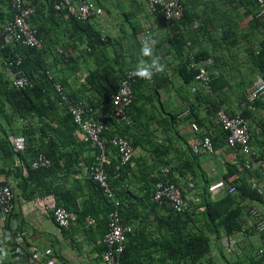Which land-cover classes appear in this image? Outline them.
Instances as JSON below:
<instances>
[{
	"label": "trees",
	"instance_id": "16d2710c",
	"mask_svg": "<svg viewBox=\"0 0 264 264\" xmlns=\"http://www.w3.org/2000/svg\"><path fill=\"white\" fill-rule=\"evenodd\" d=\"M179 1L183 7V17L172 26V35L165 43L154 38L156 57H160V50L166 44L167 54L174 56L176 61L178 58L183 60L186 43L190 42V48L194 49L195 42H198L195 62L211 59L212 67L219 71L211 80L210 91L198 89L191 93V99L186 102L190 115L184 119H178L177 113L166 111L164 105L159 103V89L163 84L160 83L168 82L164 71L155 74L151 82L136 81L132 85L133 101L125 108L126 118L121 120L114 115L110 96L120 85L124 72L136 69V56L142 55V40L138 41L137 38L141 27L139 23L132 22V14H123L125 23L130 26L129 43L123 46V39L118 43L116 39L97 29L93 18L78 21L55 11L49 0H29L27 4L35 7V14L29 23L36 29L42 46L27 48L3 45L0 41V59L10 54L11 50L18 53L22 58L21 69L33 81L30 88L15 89L3 72H0V161L3 163L0 174L5 175V182L10 175L17 176L20 179L18 189L25 198L31 200L50 195L57 206L77 213L79 220L87 216L93 218L94 228L97 226L99 230L98 238L104 235L107 214L114 207L113 201L105 197L99 185L91 178L88 167L94 164L97 151L93 145L78 140L71 115L55 91L56 83L71 96L73 103H82L87 116H91L96 108L99 109L100 115L92 118L98 120L102 115L100 121L107 127L104 132L106 140L119 135L126 138L134 149H143L152 155L150 160H144L138 165L137 170H132L131 165L119 166L117 154L106 144L110 158V165L105 167L108 184L114 199L119 203L122 222L132 227V231L126 235L125 249L119 264H215L210 256L213 249L211 234L218 235L220 231L229 236L236 234L241 228L242 211H246L243 203L246 200L264 202V177L257 172L239 171L243 158L237 148L227 146L226 135L220 127L213 132L214 137H209L214 149L218 145H226L238 153L239 162L226 164V173L222 177L227 187L236 188L235 195L225 193L218 199L211 198L209 186L200 171L199 155L189 147L188 155L184 154L179 160L161 156H166L172 149L174 140L181 138L177 129L181 122L193 118L199 127L202 124V120L196 118L193 107L214 117L228 103L225 92L233 86V82L230 75L221 68L223 54L230 55L234 52L239 38H244L249 43L256 37L257 30L264 36V19H258L254 15L256 0ZM13 14L11 0H0V26L11 19ZM159 19L166 23L162 17L159 16ZM194 23H197L195 29L192 28ZM201 40L209 42L211 48H204ZM245 55L250 67L245 72L246 77L242 83L245 84L244 81L254 74L264 80V38L256 47L247 45ZM49 56L64 66L63 73L75 74L79 70V58L86 63L91 62L92 67L82 79L79 90H67L64 82L56 77L58 72L53 68L55 65L48 61ZM176 63L174 70L181 78L182 88H189L197 70L191 68L188 62ZM249 87H241L242 94L237 96L238 103L245 100L253 85ZM81 93L84 94L85 101L81 99ZM86 94L89 96L86 97ZM259 103L255 106L264 108ZM230 110L227 112L233 114L232 109ZM248 113V110L242 112L245 119ZM18 120L20 124L17 123ZM159 130H162L165 136L163 139L167 141L157 144ZM249 132L250 137L253 135L251 138H254L255 145L264 153V138L258 141L250 126ZM261 134H264V129ZM9 136L24 140L22 152L13 151ZM82 150L87 153L90 151L92 157L88 160L80 158ZM39 153L50 160L48 168H31L32 161ZM14 158L21 160L25 173L19 167L12 168ZM81 162L85 165L86 180H76L65 187V179L61 176L65 174L64 177H68V173H78L77 168ZM163 168H168L167 178L178 186L181 195L185 197L187 192L179 185L180 181H190L189 178L194 181L197 177L202 180L200 191L194 195L199 198L198 205L187 201L188 207L191 206L190 211L178 213L168 203L153 201L154 184L165 179L161 173ZM235 174H240L241 178L229 179ZM252 179L263 189V194L247 185V181ZM80 185L87 188L89 194L81 211L75 205V199L81 195ZM184 187L189 190L193 188L187 182ZM198 206L203 208L202 211H197ZM96 250L101 254L104 246L99 243ZM220 256L224 255L220 252ZM225 263L262 264L251 254L244 252L240 256L236 255L232 261L225 259Z\"/></svg>",
	"mask_w": 264,
	"mask_h": 264
},
{
	"label": "built area",
	"instance_id": "2783aa9c",
	"mask_svg": "<svg viewBox=\"0 0 264 264\" xmlns=\"http://www.w3.org/2000/svg\"><path fill=\"white\" fill-rule=\"evenodd\" d=\"M53 3V9L62 12L66 17L74 18L78 21H87L96 14V6L88 0H49ZM147 10L150 13H159L165 21L176 22L183 17V7L179 0H145ZM12 9L14 14L0 28V41L5 45L22 46L27 48H40L42 40L37 36V31L30 25L31 17L35 14V7L25 4L22 0H13ZM255 17L264 19V0H256ZM195 28L196 25H193ZM150 34H147L148 36ZM152 37V35H150ZM187 58L193 62L190 67L197 70L194 76L193 86L190 88L192 93L197 89L205 92L210 91L211 80L219 73L212 68V60L206 59L195 62V55L188 51ZM21 56L11 50V53L0 59V71L3 72L11 85L15 89H26L33 85V81L24 74L21 69ZM135 70L124 72L123 79L117 87L115 93L110 96V102L113 107L114 115L124 120L126 118L125 108L133 101L132 85L136 81H141L135 76ZM146 81V80H144ZM148 82H151L148 81ZM54 88L62 101L67 112L71 115L75 125V134L78 140L83 143L93 145L97 151L95 162L89 166V171L93 181L99 185L105 197L113 201L114 207L107 214V230L103 237L104 250L99 255L100 264H119L120 255L125 248L126 234L131 228L124 225L119 212V203L114 199V194L108 184V176L105 167L110 165V158L107 155L106 144L115 151L118 156L119 166L131 165L135 156V150L129 141L119 135L112 136L109 140L104 137L107 130L103 121L94 120L87 116V111L82 103H73L71 96L64 91L60 84H54ZM264 100V80L258 79L242 101L238 109L229 114L225 107L220 108L215 113L218 126L226 135V144L230 148H237L240 156L243 158V165L239 166L240 171L257 172L264 177V153L260 152L258 147L251 146V137L248 121L242 115L244 110L253 111L255 104ZM190 114L189 109L183 110L177 115L178 119H184ZM192 132L199 134L200 128L195 122H189ZM9 142L15 153L22 152L25 147L24 140L21 137H9ZM199 156H207L215 153L211 138L208 135H200L193 149ZM51 165L50 160L43 153H39L32 161L31 168H48ZM116 167V169L119 168ZM19 167L25 173L23 163L19 158H14L12 168ZM86 168V169H88ZM13 173V172H12ZM161 173L165 177L154 184L153 201L162 204L168 203L172 210L178 213L188 211V197L182 196L179 188L170 179L167 178L168 168H163ZM5 175L0 174V264H61L56 262L55 253L50 247L43 249H29L27 246V234L17 223L13 216L14 212V193L9 182L4 181ZM250 188L263 194V189L256 185V180L250 181ZM212 199L223 192L228 195H235L236 188L227 187L225 182L219 180L208 187ZM43 213H51L52 220L56 228L68 230L76 221V215L72 211L62 206H57L52 196H46L39 201ZM249 217L252 220L253 227L258 235L264 233V213L256 208L249 209ZM87 225H93L94 221L87 218ZM7 251L8 255L3 256ZM259 261L264 264V239L262 246L257 251ZM8 260V263H7Z\"/></svg>",
	"mask_w": 264,
	"mask_h": 264
},
{
	"label": "crops",
	"instance_id": "0c3cea01",
	"mask_svg": "<svg viewBox=\"0 0 264 264\" xmlns=\"http://www.w3.org/2000/svg\"><path fill=\"white\" fill-rule=\"evenodd\" d=\"M24 1L27 3L29 2V0ZM107 1L108 3H106V0L91 1L96 6L97 17L100 18H94L96 28L100 29V31L104 35H109L112 38L116 39L118 43L123 39V46H125V43H129L128 39L130 37V26L125 23L123 14H132V22H134L135 24L136 22L139 23L141 30L139 32L140 34H138L137 36L138 41L142 40L146 30L152 32L153 36L158 40V42L162 41L165 43V41L172 35V27L169 24L160 21L158 15L150 14L147 11L144 0H127L131 3H128L126 5H124V3L122 5L121 2L123 0ZM59 21L61 20L59 19ZM134 23L132 24L135 26ZM255 35L256 37L251 39L249 43L244 38H239V44L235 45L236 48L230 55L221 53L223 54V61L220 63L221 68L222 70H225L228 75H230V79L233 82V86L225 92L229 101L227 104H224V107L228 111L232 109V113H234L238 109L239 104L242 102L241 101L240 103H238L239 98H237V96H240L242 94L241 87H249V85L252 86L258 79H261L259 75L254 74L250 75L249 78L244 81L246 82L245 84L242 83L244 77H246L245 72L250 67V65L248 64L247 56L245 55V48L247 47V45L256 47L258 45V42L264 38L262 33L258 32V30L255 31ZM198 45V42H195V47L193 46V49L192 47L190 48V46H192L190 42H187L183 60L182 58H178L177 61L175 60L174 56H171L169 53L167 54L166 44L165 47L161 48L160 50V57L158 58L160 60V63L165 65L164 72H166L168 82H166L165 84L163 82L159 89V103L163 104V108L168 112L179 114L187 108V99H191V86H189V88H182L181 78L178 76L174 68L177 64L176 62H188V64L190 63L191 65L193 62L189 61V59L187 58V53L188 51H191L195 55L198 50ZM201 45L205 46L204 48L206 49L211 48V44L209 42L204 43L201 40ZM154 56H156L155 52ZM136 58L138 60V63L139 61L143 60L142 55H137ZM48 61L55 65L53 68H56V72H58L56 77L64 82V85L69 91H76L81 88V83H83L82 79L85 78V75L89 71V68L92 67L91 62L86 63L84 59L79 58V70L75 74H71L69 72L63 73L64 66L62 64H60L56 60H52L50 56L48 58ZM54 69L53 71L55 72ZM209 70L218 71L213 67ZM248 89H250V87L246 89V92ZM88 96L89 95L86 94V97ZM81 99L85 101L83 93H81ZM259 104L264 106V100ZM193 109L196 118L198 120H202V124L199 127L200 134L194 133L190 129L189 122H191L193 118L189 121L181 122L179 127L177 128L181 138H176L174 140L172 149L168 151L166 156L161 155L163 158L173 157L179 160L181 159V157H184V154L188 155L187 148L189 147L193 151L197 140L200 138L201 133L203 135H210L212 137L215 136L213 132L217 131L219 128L216 120L214 119L215 117L207 116L205 114V111H203L202 109H196L195 107H193ZM98 110L99 109L97 108L96 110H93L90 117H97L98 115H100ZM248 114L249 115H246V120L248 121L252 133L254 132V134L257 135L258 141L260 139L263 140L264 134L261 133L264 129V108L255 106V109L253 111H250V113ZM101 118L102 115L97 119L100 120ZM17 123L20 124V120H18ZM158 135L160 138L157 140V144L161 143L162 141H167L166 139H163L165 136L163 135L162 130H159ZM251 137H253L252 134ZM253 139L254 138H251L250 143L252 147H255L256 145ZM262 144H264V141ZM134 150L135 156L130 168L132 170H137V166L141 165L144 160H150L152 158V155H150V153L148 152H145L143 149L141 150L137 148ZM92 155L93 154L90 153V151L89 153H87V151L82 150L80 151L79 157L88 160L90 159V157H92ZM154 157L155 156H153V158ZM238 162L239 157L237 151L229 149L228 147H226V145H218L215 148V153L212 155L198 157L201 174H203V179L207 182L208 186L219 180H222L223 174L226 173V164H237ZM2 164V161H0V168H2ZM77 172L78 173L76 174L68 173V177H64L65 174L61 176L62 179H65V187L70 184L72 185L76 180H86V178L84 177L85 165L83 162H81V164L78 166ZM188 176L190 177V175ZM230 178L239 180L241 177L240 174H235L229 177V179ZM189 180L191 182L188 180H181L179 183L183 190L187 192L185 193V195H187L188 198L190 193L197 194L202 186V180L198 177L194 181H192L193 179L191 180L190 178ZM19 181L20 179H18V177H15L14 175H10L7 178V182H9V184L11 185L14 193L15 208L13 216L17 223L20 225V228L23 229V231H25L27 234L26 247H29V249L32 248L39 250L50 247L55 253L56 262H60L61 264H100V259H98L100 254L97 253L96 249L99 243L103 245L104 235L98 238L99 230L97 226L96 228H94V219H91L94 221V224L88 226V220L86 218L79 220L80 217L76 213L75 215L78 219L76 218V221L71 225V227L65 232L59 231L54 225L51 213H49V215L43 213L42 208L39 205L40 200H43L46 196L50 195L28 200L23 196L21 190L18 189L19 184L17 183H19ZM186 182L188 183V185H191L193 187L190 188L191 190L184 187L186 185ZM248 184H250V182L247 181V185ZM80 186L82 187V189L80 190L81 195L75 199V205L79 211L82 210L84 201L87 200L89 195L87 188L82 185ZM223 194V192L217 194L213 200L218 199ZM191 200L194 205H198L199 198L197 196L191 197ZM243 206L246 207V211H242L243 217L241 219V228L237 231L236 234L229 236L224 234L223 231H220L218 235L211 234L210 238L213 249L210 252V256L213 261L217 258L218 254L220 255V252L225 255V257L226 254L232 255L231 257H233V254L235 252V255L241 253L242 249L246 246H249V248H251V252L248 254H251L254 259L259 260L257 251L262 246L264 233L262 235H258L256 233L252 224V220L249 217V209L251 207H256L264 213V202L260 203L257 201L246 200L243 203ZM196 209L197 211H202L203 208L198 206ZM232 244L234 246L236 245V247H239L240 249L234 252V247ZM232 252L234 253L231 254Z\"/></svg>",
	"mask_w": 264,
	"mask_h": 264
},
{
	"label": "clouds",
	"instance_id": "9594fccd",
	"mask_svg": "<svg viewBox=\"0 0 264 264\" xmlns=\"http://www.w3.org/2000/svg\"><path fill=\"white\" fill-rule=\"evenodd\" d=\"M13 0H11L12 2ZM25 4H27V2H25L24 0H22ZM89 1V0H88ZM145 1V0H144ZM146 4V2H145ZM146 8H147V5H146ZM148 11V10H147ZM149 12V11H148ZM150 13V12H149ZM152 15H158L160 17H162V15H160L159 13H150ZM254 15H255V12H254ZM97 17V13L95 14V16H93L92 18H96ZM163 18V17H162ZM164 19V18H163ZM165 21V20H164ZM7 22V21H6ZM5 22V23H6ZM167 24H169L171 27L174 26L175 23H177L178 21H174V22H169V21H165ZM4 25V24H3ZM193 25H196L195 28H197V23H194ZM192 25V28L195 29ZM2 26V25H1ZM0 26V28H1ZM185 29V27H184ZM147 34H150L152 35V37L150 35L146 36ZM154 36H153V33L150 32L149 30H146L145 33H144V36L142 38V43H141V49H140V52L142 54L143 57H146V58H149L148 60H141L139 61V63L137 64L136 66V69H135V76L140 78V79H143V80H146V81H150L152 80L153 76L157 73H161L165 70V65L161 64L160 63V60L158 57L154 56V47H155V44H156V41L154 40ZM41 39V38H40ZM3 45H5L4 43H2ZM1 72V71H0ZM83 81V80H82ZM194 82V81H193ZM194 84L192 83L191 87L193 86ZM190 87V88H191ZM198 90V89H197ZM191 92V91H190ZM192 93V92H191ZM259 103V102H258ZM186 109H189V108H186ZM190 110V109H189ZM180 114V113H179ZM190 115V114H189ZM188 115V116H189ZM187 116V117H188ZM215 117V116H214ZM186 118V117H185ZM216 120V118H214ZM191 119H188L186 121H189ZM184 122V121H183ZM191 122H195L194 120H192ZM196 123V122H195ZM217 123V122H216ZM197 124V123H196ZM200 134V133H199ZM202 134V133H201ZM203 135V134H202ZM9 137H14V136H9ZM9 137H8V140H9ZM257 147V146H256ZM259 148V147H258ZM133 163V162H132ZM132 165V164H131ZM7 169V168H5ZM210 186V185H209ZM188 201H189V198H188ZM63 207V206H62ZM188 211H189V207H188ZM187 211V212H188ZM74 213V212H73ZM88 218V216L86 217V219ZM91 218V217H89ZM92 219V218H91ZM107 219V217H106ZM106 223H107V220H106ZM124 224V223H123ZM125 225V224H124ZM129 226V225H128ZM71 227V226H70ZM69 227V228H70ZM131 228V231H132V227L129 226ZM106 230H107V226H106ZM62 231H67V230H61ZM130 231V232H131ZM106 233V231H105ZM104 233V234H105ZM127 235V234H126ZM126 242V241H125ZM104 246V244H103ZM105 248V247H104ZM125 249V248H124ZM103 252V251H102ZM101 252V253H102ZM8 255L7 251L4 252L3 256L6 257ZM121 256V255H120ZM99 258V257H98ZM100 259V258H99ZM120 259V258H119Z\"/></svg>",
	"mask_w": 264,
	"mask_h": 264
},
{
	"label": "rangeland",
	"instance_id": "374dc122",
	"mask_svg": "<svg viewBox=\"0 0 264 264\" xmlns=\"http://www.w3.org/2000/svg\"><path fill=\"white\" fill-rule=\"evenodd\" d=\"M92 1V0H91ZM106 3H108V1L106 0ZM122 5H123V3H124V5H126V4H128V3H131L130 1H127V0H123L122 2ZM98 19H100L99 17H97ZM103 24H104V22H103ZM163 82H161L160 83V85L162 84ZM160 138V137H159ZM195 195V193H190V195H189V202H192V200H191V197H193ZM194 205V204H193ZM191 207V206H190ZM189 207V209H191ZM190 211V210H189ZM198 217H200V215L198 216ZM233 245V244H232ZM233 247H234V252L236 251V250H238V249H240L239 247H236V245L234 246L233 245ZM242 249V248H241ZM244 250V251H243ZM251 248H249V246H246V247H244L243 249H242V251L244 252V253H246L247 255H248V253H250L251 251ZM241 251V253H243ZM234 252H232L231 254H233ZM236 253V252H235ZM235 253L233 254L234 256L233 257H231L232 255H229V254H226V257H225V255L222 257V256H220L219 254H218V256H217V258L216 259H214V263L215 264H226L225 263V259H227V260H229V261H232V260H234L235 259V257H236V255H235ZM241 253H238L237 255L238 256H240L241 255Z\"/></svg>",
	"mask_w": 264,
	"mask_h": 264
}]
</instances>
